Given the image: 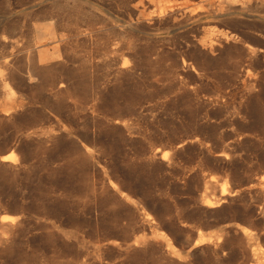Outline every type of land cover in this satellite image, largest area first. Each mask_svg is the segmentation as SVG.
<instances>
[{
    "label": "rangeland",
    "instance_id": "374dc122",
    "mask_svg": "<svg viewBox=\"0 0 264 264\" xmlns=\"http://www.w3.org/2000/svg\"><path fill=\"white\" fill-rule=\"evenodd\" d=\"M259 10L0 0V66L26 102L0 113V264H264ZM54 20L65 59L40 63Z\"/></svg>",
    "mask_w": 264,
    "mask_h": 264
},
{
    "label": "bare ground",
    "instance_id": "6f19581e",
    "mask_svg": "<svg viewBox=\"0 0 264 264\" xmlns=\"http://www.w3.org/2000/svg\"><path fill=\"white\" fill-rule=\"evenodd\" d=\"M202 3L207 6H215L216 11L220 14L223 11H234L237 12L239 10H244L245 8H249L251 10H259L261 4L264 3V0H258L254 3H251V0H200ZM158 15H162L166 12L165 8H159L157 11ZM259 12H263L259 10ZM217 14V16H220ZM194 16L191 14L186 15V20L193 19ZM34 37H35V46L39 49L35 50V54L37 56L38 62L47 63L51 61H63L64 53H65V44H64V34L60 31L59 25L57 22L50 21L40 27H36L34 29ZM5 42L6 40L3 39ZM42 42H48L51 44L50 48H43ZM201 43L204 46L213 47L216 43L215 40L211 39L209 36H205L201 39ZM9 56L5 57L0 66V113L5 116L11 115L13 112H16L19 109H22L26 102L24 99V94L20 91V88L13 81V74L10 64ZM67 85L64 82H61L60 87H66ZM87 151L89 149H86ZM170 152L168 150L162 152V157L165 158ZM14 158L13 152H10L7 155L1 157V161H12ZM264 179V177H262ZM209 180L211 182L216 180V176L211 175ZM229 194L226 183H223L221 186V197L222 198H206L205 205L208 207H214L219 205L221 201H225L223 198ZM125 195V194H122ZM13 216H2L1 222L9 220ZM243 234L250 235V231L247 228H241ZM156 237V236H155ZM211 240V236H205L201 231L198 232V238L194 242V245H198ZM167 249L171 253H178L176 249L171 247L169 240L167 241ZM137 243V241H135ZM256 252L259 250L258 248H254ZM260 251V250H259ZM257 254V253H255ZM254 254V255H255Z\"/></svg>",
    "mask_w": 264,
    "mask_h": 264
}]
</instances>
